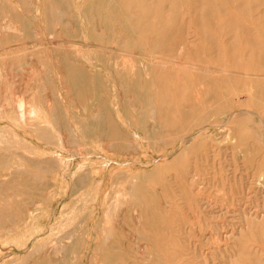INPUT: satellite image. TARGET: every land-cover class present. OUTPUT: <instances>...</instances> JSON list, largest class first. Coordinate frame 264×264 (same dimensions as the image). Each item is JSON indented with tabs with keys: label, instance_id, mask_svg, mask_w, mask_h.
<instances>
[{
	"label": "rangeland",
	"instance_id": "rangeland-1",
	"mask_svg": "<svg viewBox=\"0 0 264 264\" xmlns=\"http://www.w3.org/2000/svg\"><path fill=\"white\" fill-rule=\"evenodd\" d=\"M263 76L264 0H0V264H264Z\"/></svg>",
	"mask_w": 264,
	"mask_h": 264
},
{
	"label": "bare ground",
	"instance_id": "bare-ground-1",
	"mask_svg": "<svg viewBox=\"0 0 264 264\" xmlns=\"http://www.w3.org/2000/svg\"><path fill=\"white\" fill-rule=\"evenodd\" d=\"M206 1H207V0H206ZM209 2H210V0H209ZM83 3H84V2H83ZM118 3H119V1H118ZM207 3H208V2H207ZM230 5H231V4H230ZM231 7H232V5H231ZM81 8H82V6H81ZM81 8H80V10H81ZM232 8H233V7H232ZM75 9H76V8H75ZM193 10H194V9H193ZM77 13H78V12H77ZM186 13H187V12H186ZM59 14H60V13H59ZM79 14H80V13H79ZM83 15H84V14H83ZM209 15H211V13H210ZM60 19H61V18H60ZM79 20H81V19H79ZM7 24H8V23H7ZM7 24H6V25H7ZM195 28H196V27H195ZM232 28H233V27H232ZM197 29H198V27H197ZM195 30H196V29H195ZM76 31H77V30H76ZM197 31H198V30H197ZM198 33H199V32H198ZM138 34H139V33H138ZM219 36H220V35H219ZM91 39H92V38H91ZM164 43H165V42H164ZM212 43H213V42H212ZM89 44H90V43H89ZM94 44H98V43H95V42H94ZM100 44H101V43H100ZM98 46H100V45H98ZM104 46H105V45H104ZM154 46H155V45H154ZM234 46H235V45H234ZM75 47H76V46H75ZM89 47H90V46H89ZM96 47H97V46H96ZM100 47H101V46H100ZM90 48H91V47H90ZM98 48H99V47H98ZM158 48H160V47H158ZM187 48H188V47H187ZM87 49H88V47H87ZM148 49H149V48H148ZM185 49H186V48H185ZM213 49H214V48H213ZM74 50H75V49H74ZM83 50H84V49H83ZM90 50H91V49H90ZM94 50H95V49H94ZM180 50H181V49H180ZM75 51H76V50H75ZM88 51H89V50H88ZM118 51H119V50H118ZM90 52H91V51H89V54H91ZM178 52H179V51H178ZM77 53H78V54H77ZM77 53H76V54L80 56L79 51H77ZM80 53H81V51H80ZM83 53H84V51H83ZM214 53H215V52H214ZM84 54H85V53H84ZM147 54H148V53H147ZM241 54H242V53H241ZM81 55H82V57H81L82 59H83V58L85 59V58L87 57V55H85L86 57H84L83 54H81ZM132 55H133V54H132ZM142 56H143V55H142ZM204 56H205V55H204ZM88 57H89V56H88ZM151 58H152V57H151ZM154 58H155V57H154ZM205 58H207V57H205ZM147 59H148V58H147ZM85 60H87L86 62H88V58L85 59ZM89 60H90V58H89ZM206 60H207V59H206ZM150 61H151V60H150ZM207 61H208V60H207ZM207 61H206V62H207ZM206 62H205V63H206ZM235 62H236V61H235ZM210 64H211V63H210ZM88 65L90 66V64H88ZM95 65H97V64H95ZM122 65H123V64H122ZM230 65H231V64H230ZM91 66H92V65H91ZM206 67H207V66H206ZM93 68H94V67H93ZM198 68H199V67H198ZM208 68H210V67H208ZM94 69H95V68H94ZM212 69H213V68H212ZM215 70H216V69H215ZM97 71H98V70H97ZM99 71H100V70H99ZM205 71H206V70H205ZM205 71H204V72H205ZM218 71H219V70H218ZM221 71H223V70H221ZM104 72H105V71H104ZM198 72H200V71H198ZM212 72H213V71H212ZM260 72H261V71H260ZM228 73H229V72H228ZM228 73H227V74H228ZM232 73H233V72H232ZM236 73H237V72H236ZM214 74H215V73H214ZM214 74H213V75H214ZM217 74H218V73H217ZM225 74H226V72H225ZM105 75H106V74H105ZM210 75H211V74H210ZM228 75H229V74H228ZM240 75H241V74H240ZM242 75H243V74H242ZM223 76H224V75H223ZM225 76H226V75H225ZM243 76H244V75H243ZM249 76H250V75H249ZM252 76H253V75H252ZM240 77H241V76H240ZM246 77H247V76H246ZM259 77H260V76H259ZM263 77H264V76H263ZM240 79H241V78H240ZM263 79H264V78H263ZM206 80H207V79H206ZM234 80H235V79H234ZM255 80H256V79H255ZM197 81H198V80H197ZM213 81H214V80H213ZM209 83H210V82H209ZM209 83H208V85H209ZM211 83H212V82H211ZM246 83H247V81H246ZM248 83H249V82H248ZM248 83H247V84H248ZM257 83H258V82H257ZM228 84H229V83H228ZM157 85H158V83H156V86H157ZM208 85H207V87H208ZM225 85H226V84H225ZM261 85L263 86V84H261ZM261 85H260V86H261ZM211 86H212V85H211ZM211 86H210V90L213 88V87L211 88ZM218 87H219V86H218ZM258 88H259V87H258V85H257L256 92L258 91V90H257ZM261 88L264 89L263 87H261ZM223 89H225V88H223ZM262 89H261V90H262ZM215 90H216V89H215ZM245 91H246V90H245ZM115 92H116V91H115ZM222 92H223V91H222ZM243 92H244V91H243ZM248 92H249V91H248ZM248 92L246 91L244 94H243V93H242V94H239L241 98L238 99V100L236 101L237 104L239 105V107H241V109H242V106H243V108H244V107H248V108H250V107L253 105V104H251V100H250L248 97L252 96V95H253L254 93H256V92H254V93L252 92V93H253L252 95L248 94ZM259 92H260V89H259ZM263 92H264V91H263ZM225 93H227V91H226ZM218 94H220V93H218ZM224 95H225V94H224ZM224 95H223V96H224ZM249 95H250V96H249ZM112 96H113V95H112ZM214 96H215V95H214ZM216 96H217V94H216ZM228 96H230V95H228ZM231 96H232V94H231ZM234 96H236V94H235ZM224 97H225V96H224ZM226 97H227V96H226ZM236 97H237V96H236ZM112 98H113V97H112ZM191 98H192V97H191ZM220 98H222V97H220ZM231 98H232V97H231ZM252 98H253V97H252ZM258 98H259V97H258ZM261 98H262V97H261ZM17 99H18V98H17ZM173 99H174V98H173ZM211 99H212V98H211ZM215 99H217V98L215 97ZM225 99H227V98H225ZM234 99H235V98H234ZM234 99H233V101H234ZM236 99H237V98H236ZM236 99H235V100H236ZM263 99H264V98H263ZM19 100L21 101V104L18 105V107H17L18 109L20 108V106L22 107V105H23V104H22V101H23V100L19 98V99L17 100V102H18ZM113 100H114V99H113ZM115 100H116V99H115ZM167 100H168V99H167ZM219 100H220V99L218 98L217 101H219ZM258 100H259V99H258ZM135 101H136V100H135ZM172 101H173V100H172ZM177 101H178V100H177ZM222 101H223V99H222ZM224 101H225V100H224ZM227 101H228V99H227ZM227 101H226V102H227ZM259 101H261V100H259ZM23 102H24V101H23ZM114 102H115V101H114ZM162 102H163V101H162ZM167 102H168V101H167ZM173 102H174V101H173ZM202 102H203V101H202ZM215 102H216V101L214 100L213 103L215 104ZM219 102H220V101H219ZM229 102H230V101H228V103H229ZM234 102H235V101H234ZM252 102H253V101H252ZM256 102H257V101H256ZM115 103H116V102H115ZM163 103H164V102H163ZM163 103H162V104H163ZM205 103H207V102H205ZM211 103H212V101H211ZM223 103H224V102H223ZM259 103H260V102H259ZM162 104H161V105H162ZM173 104H174V103H173ZM203 104H204V103H203ZM214 104H213V106H214ZM219 104H220V103H219ZM226 104H227V103H226ZM232 104H233V103H232ZM261 104H264V101H263ZM261 104H260V106H256V107H255L256 109L254 108V109L256 110L255 112H254V111H248V113H244V114H240V115H238V116H241V117L244 116L246 119L250 117V121H249V123L246 122V123L248 124V125H246V126H250V125H251V126H253V128H255V130H254L252 133H250V132L247 131L248 134H247V132H246V135H248V137H247V139H245V138H244V139L246 140L245 142H246V144H247V146H248V147L246 146L247 149H249V150L251 151V153H254V152H255L256 154H261V153H262L261 151L264 150V109L261 107ZM24 105H25V104H24ZM152 105H153V104H152ZM186 105H187V104H186ZM208 105H209V104H208ZM223 105L225 106V104H223ZM227 105H229V104H227ZM230 105H231V104H230ZM235 105H236V104H235ZM182 106H183V105H182ZM210 106L212 107V104H211ZM217 106H218V105H217ZM27 107H29V106H27ZM30 107H31V106H30ZM183 107H184V106H183ZM208 107H209V106H208ZM211 107H210V109H213V107H212V108H211ZM219 107H220L219 109L222 110L223 107H221V105H219ZM263 107H264V105H263ZM31 108H32V107H31ZM31 108H30V109H31ZM159 108H160V110H161V106H160ZM190 108H191V106H190ZM252 108H253V106H252ZM32 109H33V108H32ZM197 109H198V111H200L199 108H197ZM204 109H205V105H204ZM217 109H218V108H217ZM229 109L232 110L231 108H229ZM20 110H21V109H20ZM184 110H185V108H184ZM205 110H206V109H205ZM205 110H204V111H205ZM214 110H215V109H214ZM226 110H228V109H226ZM238 110H239V109H238ZM179 111H180V110H179ZM187 111H188V109H187ZM222 111H223V110H222ZM239 111H240V110H239ZM241 111H242V110H241ZM152 112H155V111L152 110ZM152 112H151V113H152ZM161 112H163V111H161ZM161 112H159V113H161ZM167 112H168V110H167ZM183 112H184V111H183ZM196 112H197V111H196ZM234 112H235V111H234ZM234 112H228L227 114L222 115V118H226V119H228V121H229L230 123H231V122H236V121H237V122L240 123V124H242L243 122H244V124H245V121H242V120L237 116L238 113L235 114ZM246 112H247V111H246ZM22 113H23V112H22ZM169 113H170V111H169ZM205 113H206V112H205ZM207 113H208V109H207ZM211 113H212V111H210V114H211ZM215 113H216V111H215ZM217 113H218V111H217ZM217 113H216V114H217ZM242 113H243V112H242ZM161 114H162V113H161ZM189 114H190V113H189ZM189 114H188V115H189ZM193 114H194V113H193ZM203 114H204V113H203ZM19 115H21V114L19 113ZM23 115H24V114H23ZM23 115H21L22 117L20 116V117L22 118L21 121H24V119H25V118L23 117ZM26 115H27V113H26ZM150 115H151V114H150ZM165 115H166V114H165ZM186 115H187V113H186ZM191 115H192V114H191ZM204 115H206V114H204ZM27 116H28V115H27ZM106 116H107V115H106ZM120 116H121V115H120ZM159 116H160V114H159ZM169 116H170V115H169ZM182 116H183V115H182ZM215 116L217 117V115H215ZM99 117H100V116H99ZM107 117H108V116H107ZM152 117H153V116H152ZM161 117H162V116H161ZM206 117H208V116L206 115ZM206 117H205V118H206ZM244 117H243V118H244ZM23 118H24V119H23ZM158 118H159V117H158ZM164 118H165V117H164ZM182 118H183V117H182ZM193 118H194V117H193ZM197 118H198V117H197ZM211 118H212V117H211ZM211 118L209 117L208 120L211 119ZM245 118H244V119H245ZM26 119H27V117H26ZM108 119H110V118H108ZM116 119H117V118H116ZM118 119H119V117H118ZM118 119H117V120H118ZM120 119H121V118H120ZM152 119H153V118H152ZM152 119H151V120H152ZM195 119H196V118H195ZM202 119H203V118H202ZM239 119H240V120H239ZM93 120H94V119H93ZM122 120H123V119H122ZM161 120H162V119H161ZM168 120H170V119H168ZM189 120H190V118H189ZM123 121H124V120H123ZM164 121H165V119H164ZM175 121H176V120H175ZM183 121H186V120H183ZM202 121H203V120H202ZM120 122H121V121H120ZM199 122H200V120H199ZM204 122H205V120H204L203 122H200V124H201V123L203 124ZM23 123H24V122H23ZM58 123H59V121H58ZM109 123H110V122H109ZM111 123H112V121H111ZM163 123H165V122H163ZM192 123L194 124V122H192ZM227 123H228V122H227ZM120 124H121V123H120ZM171 124H172V123H171ZM174 124H175V122H173V125H174ZM186 124H187V123H186ZM193 124H192V125H193ZM202 124H201V125H202ZM225 124H226V122H225ZM228 124H229V123H228ZM231 124H233V123H231ZM236 124H237V123H236ZM109 125H112V124H109ZM122 125H123V124H122ZM165 125H166V123H165ZM192 125H191V126H192ZM226 125H227V124H226ZM166 126H167V125H166ZM170 126H171V125H170ZM183 126H184V125H183ZM186 126H187V125H186ZM197 126H199V125H197ZM239 126H240V125H239ZM187 127H188V126H187ZM234 127H235V126H234ZM166 128H167V127H166ZM166 128H164V129H166ZM177 128H178V127H177ZM188 128H189V127H188ZM209 128H217V131H218V128H222V129H221L220 131H218V132H219V133H223V134L225 133V134H226V137H224V139H225V140H228V141H231L232 138L230 137L229 129H227V127H226L224 124L221 125V124L219 123V121H212V120H211V121H208V122H207V126H206V127H203V125L200 126V128H198V130H197V133H198L197 136H198V137H199V136L202 137L203 134H206V132H208ZM246 128H250V127H246ZM246 128H245V129H246ZM0 129H1V128H0ZM112 129H114V128L112 127ZM161 129H162V128H161ZM174 129H176V127H175ZM174 129H173V130H174ZM193 129H194V128H193ZM239 129H240V128H239ZM2 130L4 131V128H3ZM2 130H1V131H2ZM39 130H40V129H39ZM71 130H72V129H71ZM130 130H131V129H130ZM173 130H172V131H173ZM188 130H189V129H188ZM242 130H244V129H242ZM33 131H34V130H33ZM53 131H54V130H53ZM113 131H114V130H113ZM179 131H180V130H179ZM238 131H239V130H238ZM250 131H252V130H250ZM4 132H5V131H4ZM41 132H42V131H41ZM72 132H73V130H72ZM116 132H117V131H115V133L113 132V134H114V135H113L114 138H115ZM165 132L168 133L169 130H168V131H165ZM170 132H171V131H170ZM241 132H242V131H241ZM241 132L238 133L237 130H236V133H235V134L240 135ZM29 133H30V132H29ZM31 133H32V132H31ZM33 133H34V132H33ZM44 133H45V132H44ZM67 133H68V132H67ZM131 133H132V132H131ZM133 133H134V132H133ZM172 133H173V132H172ZM219 133H218V134H219ZM244 133H245V132H244ZM10 134H11V133H10ZM10 134H9V135H10ZM13 134H14V136H15L16 133H13ZM13 134H12V139H13ZM17 134H19V132H18ZM52 134H53V133H52ZM54 134H56V132H54ZM73 134H76V133H73ZM161 134H162V133H161ZM168 134H169V133H168ZM178 134H179V133H178ZM242 134H243V133H242ZM32 135H33V134H32ZM57 135H58V134H57ZM57 135H56V136H57ZM69 135H70V133H69ZM132 135H134V134H132ZM163 135H164V134H163ZM171 135H172V134H171ZM189 135H190V134H189ZM246 135H245V137H246ZM249 135H250V136H249ZM17 136H18V135H17ZM52 136H53V135H52ZM54 136H55V135H54ZM154 136H155V135H154ZM177 136H178V135H177ZM192 136H193V135H192ZM197 136H196V137H197ZM214 136H217V135H214ZM223 136H224V135H223ZM243 136H244V134H243ZM1 137H2V136H1ZM1 137H0V138H1ZM46 137H47V136H46ZM48 137H49V136H48ZM132 137H133V136H132ZM137 137H138V136H137ZM156 137H157V136H156ZM158 137H159V136H158ZM186 137H187V136H185L184 138H186ZM209 137H210V135H208V138H209ZM2 138H3V137H2ZM164 138H165V137H164ZM188 138H189V136H188ZM208 138H207V140H209ZM233 138H234V137H233ZM238 138H239V136H238ZM241 138H242V137H241ZM49 139H51V138L49 137ZM55 139H56V137H55ZM68 139H69V138H68ZM139 139H140V138H139ZM182 139H183V138H181V141H183V140H184V141H187V138H186V140H185V139L182 140ZM218 139H219V138H218ZM239 139H240V138H239ZM40 140H41V139H40ZM52 140H54V139L52 138ZM178 140H179V139H178ZM178 140H177V141H178ZM16 141H18V140H16ZM140 141H141V140H140ZM184 141H183V142H184ZM217 141H219V140H217ZM235 141H237V139H236ZM0 142H1V139H0ZM18 142H19V141H18ZM18 142H17V143H18ZM20 142H21V141H20ZM44 142H45V141H44ZM52 142H54V141H52ZM55 142H56V140H55ZM58 142H59V141H58ZM60 142L62 143L61 140H60ZM76 142H77V141H76ZM116 142H117V141H116ZM126 142H127V141H126ZM128 142H129V141H128ZM134 142H135V141H134ZM137 142H138V141H136L135 143H137ZM158 142H159V141H158ZM168 142H169V141H168ZM183 142H181V143H183ZM200 142H201V141H200ZM202 142H203V141H202ZM215 142H216V141H215ZM14 143H15V142H14ZM39 143H42V142H39ZM45 143H46V142H45ZM56 143H57V142H56ZM56 143H54V145H55ZM61 143L59 144V147H60ZM113 143H115V142H113ZM165 143H166V142H165ZM181 143H180V145H181ZM184 143H185V142H184ZM193 143H194V142H193ZM224 143H226V142H224ZM229 143H230V142H229ZM236 143H237V142H236ZM254 143L257 144V149L254 147ZM124 144H126V143H124ZM127 144H128V143H127ZM168 144H169V143H168ZM170 144H171V143H170ZM176 144H179V143H176ZM222 144H223V143H222ZM241 144H243V143H241ZM241 144H240V145H241ZM10 145H11V144H10ZM10 145H9V146H10ZM14 145H15V144H14ZM47 145H48V144H47ZM74 145H76V143H75ZM77 145H78V143H77ZM108 145H109V144H108ZM128 145H129V144H128ZM180 145H179V146H180ZM240 145H238V147H239ZM42 146H44V145H42ZM49 146H50V145H49ZM51 146H52V145H51ZM62 146H63V145H61V147H62ZM119 146H120V145H119ZM140 146H141V144H140ZM147 146H148V145H146V147H147ZM167 146H168V145H167ZM177 146H178V145H177ZM6 147H7V146H6ZM10 147H11V146H10ZM27 147H28V146H27ZM34 147H35V145H34ZM45 147H46V146H45ZM57 147H58V146H57ZM57 147H56V148H57ZM59 147H58V148H59ZM61 147H60V148H61ZM81 147H82V146H81ZM81 147H79V148L81 149ZM142 147H143V146H142ZM174 147H176V146H174ZM186 147H188V146H186ZM186 147H185V148H186ZM197 147H198V146H197ZM201 147H202V146H201ZM12 148H13V147H12ZM14 148H15V146H14ZM29 148H30V147H29ZM37 148H38V147H37ZM77 148H78V147H77ZM107 148H108V147H107ZM110 148H111V146H110ZM138 148H139V146H138ZM167 148H168V147H167ZM172 148H173V147H172ZM189 148H190V147H189ZM189 148H188V149H189ZM199 148H200V147H199ZM199 148H198V149H199ZM0 149H1V148H0ZM18 149H19V148H18ZM20 149H21V148H20ZM27 149H28V148H27ZM42 149H43V148H42ZM62 149H63V147H62ZM132 149H133V148H132ZM183 149H184V148H183ZM243 149H244V148H243ZM243 149H242V150H243ZM247 149H246V150H247ZM33 150H34V149H33ZM60 150H61V149H60ZM63 150H64V149H63ZM77 150H79V149H77ZM82 150H84V148H82ZM92 150H93V149H92ZM199 150H200V149H199ZM255 150H256V151H255ZM3 151H4V150H3ZM8 151H9V150L4 151V152H8ZM13 151H14V150H13ZM43 151H44V150H43ZM67 151H68V150H67ZM142 151H143V150H142ZM181 151H182V150H181ZM244 151H245V150H244ZM33 152H35V151H33ZM41 152H42V150H41ZM48 152H49V151H48ZM145 152H146V151H145ZM174 152H175V151H174ZM0 153H1V152H0ZM27 153H28V152H27ZM39 153H40V152H39ZM43 153H45V152H43ZM50 153H51V152H50ZM50 153H49V154H50ZM74 153H75V150H74ZM161 153H162V152H160V154H161ZM168 153H169V152H168ZM175 153H176V152H175ZM186 153H187V152H186ZM186 153H185L184 155H186ZM193 153H194V152H193ZM37 154H38V153H37ZM45 154H46V153H45ZM52 154H55V153H52ZM52 154H51V156L53 157L54 155H52ZM118 154H120V153H118ZM134 154H135V153H134ZM176 154H177V153H176ZM176 154H175V155H176ZM262 154H263V153H262ZM57 155H58V154H56V156H57ZM76 155H77V154H76ZM110 155H111V153H110ZM146 155H147V153L144 154V156H146ZM162 155H163V154H162ZM175 155H173V156H175ZM237 155H238V154H237ZM58 156H59V155H58ZM118 156H119V155H118ZM131 156H132V155H131ZM163 156H164V155H163ZM163 156H162V157H163ZM232 156H233V155H232ZM119 157H120V156H119ZM142 157H143V155H142ZM166 157H167V156H166ZM171 157H172V156H171ZM247 157H249V156H247ZM85 158H86V157H85ZM85 158H84V159H85ZM128 158H129V157H128ZM131 158H132V157H131ZM131 158H130V159H131ZM159 158H160V157H159ZM185 158H186V156H185ZM207 158H208V157H207ZM236 158H237V157H236ZM52 159H53V158H52ZM55 159H56V158H55ZM55 159H53L54 162L57 160V159H56V160H55ZM82 159H83V158H82ZM120 159H121V158H120ZM120 159H119V160H120ZM124 159H126V158H124ZM164 159H165V158H164ZM237 159H238V158H237ZM134 160H135V159H134ZM134 160H133V161H134ZM148 160H149V158H148ZM162 160H163V159H162ZM62 161H63V160H62ZM137 161H138V159H137ZM153 161H154V160H153ZM153 161H152V162H153ZM165 161H166V160H165ZM31 162H32V161H31ZM57 162H58V160L56 161V163H57ZM112 162H113V161H111V163H112ZM124 162H125V160H124ZM258 162H259V161H258ZM60 163H61V162H60ZM165 163H166V162H165ZM165 163H164V164H165ZM72 164H73V163H72ZM121 164H122V163H121ZM121 164H120V166H121ZM127 164H128V163H127ZM129 164H130V163H129ZM133 164H134V162H133ZM135 164H136V163H135ZM141 164H142V163H141ZM147 164H148V163H147ZM147 164H146V165H147ZM164 164H163V165H164ZM166 164H167V163H166ZM168 164H169V163H168ZM56 165H57V164H56ZM69 165H70V164H69ZM111 165H112V164H111ZM116 165H117V164H116ZM216 165H217V164H216ZM14 166H16V165H14ZM74 166H75V165H74ZM125 166L127 167V165H125ZM130 166H131V165H130ZM130 166H128V167H130ZM147 166H148V165H147ZM159 166H160V165H159ZM67 167H68V166H67ZM80 167H81V165H80ZM80 167H79V168H80ZM111 167H112V166H111ZM123 167H124V165H123ZM126 167H125V168H126ZM161 167H164V166H161ZM73 168H74V167H73ZM132 168H133V166H132ZM159 168H160V167H159ZM239 168H240V167H239ZM77 169H78V168H77ZM77 169H76V170H77ZM113 169H114V168H113ZM130 169H131V168H130ZM186 169H187V168H186ZM36 170H37V169H36ZM39 170H40V169H39ZM111 170H112V169H111ZM111 170L109 169L108 171H111ZM114 170L116 171V169H114ZM176 170H177V169H176ZM18 171H19V170H18ZM22 171H24V169H23ZM51 171H52V170H51ZM79 171H80V170H79ZM134 171H135V169H134ZM134 171H133V172H134ZM28 172H30V170H29ZM31 172H32V171H31ZM31 172H30V173H31ZM35 172H36V171H35ZM67 172H68V171H67ZM70 172H71V171H70ZM82 172H83V171H82ZM82 172H81V173H82ZM131 172H132V171H131ZM221 172H222V171H221ZM25 173H26V172H25ZM44 173H45V172H44ZM77 173H78V172H77ZM107 173H109V172H107ZM113 173H114V171H113ZM125 173H126V171H125ZM127 173H129V172H127ZM134 173H135V172H134ZM141 173H142V172H141ZM192 173H193V170H192ZM36 174H37V172H36ZM36 174H34V175H36ZM66 174H68V173H66ZM114 174H115V173H114ZM129 174H130V173H129ZM179 174H180V173H179ZM250 174H251V173H250ZM45 175H46V174H45ZM73 175H74V174H73ZM146 175H147V174H146ZM248 175H249V174H248ZM36 176L38 177V175H36ZM67 176H68V175H67ZM76 176H77V175H76ZM106 176H107V175H106ZM131 176H132V175H130V177H131ZM179 176H181V175H179ZM191 176H192V174H191ZM72 177H73V176H72ZM72 177H70V179H71ZM133 177H134V176H133ZM181 177H182V176H181ZM193 177H195V176H193ZM235 177H236V176H235ZM40 178H42V177H40ZM40 178L38 177L39 180H40ZM86 178H87V177H86ZM131 178H132V177H131ZM183 178H184V177H183ZM38 179H37V180H38ZM43 179H44V178H43ZM43 179H42V181H43ZM195 179H196V178H195ZM35 180H36V178H35ZM37 180H36V181H37ZM45 180H46V178L44 179V181H45ZM72 180H73V179H72ZM131 180H132V179H131ZM184 180H185V179H184ZM218 180H219V179H218ZM44 181H43V182H44ZM70 181H71V180H70ZM102 181H103V180H102ZM110 181H111V180H110ZM126 181H127V179H126ZM248 181H249V180H248ZM37 182H38V181H37ZM108 182H109V181H108ZM133 182H134V181H133ZM182 182H183V181H182ZM64 183H65V182H64ZM185 183H186V182H185ZM185 183H184V184H185ZM127 184H128V183H127ZM254 184H255V185L257 184V186H258L259 188L263 189V191H264V174H258L257 177H256V179L254 180ZM10 185H11V184H10ZM40 185H41V183H40ZM81 185H83V184H81ZM98 185H99V183H98ZM119 185H120V184H119ZM119 185H117V186H119ZM123 185H124V184H123ZM174 185H175V184H174ZM113 186H115V185H113ZM183 186H184V185H183ZM185 186H186V185H185ZM185 186H184V187H185ZM197 187H198V186H197ZM111 188H112V190H113V187H112V186H111ZM122 188H123V187H122ZM122 188H121V189H122ZM132 188H133V186H132ZM179 188H180V186H179ZM116 189H117V188H116ZM175 189H176V188H175ZM196 189H197V188H196ZM117 190H118V189H117ZM123 190H124V188H123ZM144 190H145V189H144ZM198 190H199V189H198ZM198 190H197V191H198ZM130 191H131V190H130ZM133 191H134V189L132 190V192H133ZM175 191H176V190H175ZM199 191H200V190H199ZM118 192H119V191H118ZM120 192H121V191H120ZM186 192H187V191H186ZM121 193H123V192H121ZM130 193H131V192H130ZM130 193H129L128 196H130ZM163 193H164V192H163ZM180 193H181V192H180ZM188 193H189V191H188ZM198 193H199V192H198ZM108 194H109V193H107V195H108ZM119 194H120V193H119ZM177 194H179V192H178ZM216 194H217V193H216ZM131 195H132V194H131ZM193 195H194V194H193ZM218 195H219V194H218ZM126 196H127V195H126ZM132 196H133V195H132ZM132 196H131V197H132ZM105 197H106V196H105ZM108 197H109V196H108ZM121 197H123V196H121ZM165 197H166V196H165ZM170 197H171V196H170ZM24 198H25V197H24ZM133 198H135V197H133ZM167 198H168V196H167ZM116 199H118V198H116ZM119 199H120V197H119ZM121 199H122V198H121ZM121 199H120V200H121ZM176 199H177V198H176ZM70 200H71V199H70ZM128 200H129V199H128ZM132 200H133V199H132ZM136 200H137V199H136ZM102 201H103V200H102ZM104 201H106V200L104 199ZM116 201H117V200H116ZM125 201H126V199H125ZM125 201H124V202H125ZM178 201H179V200H178ZM180 201H181V200H180ZM233 201H234V200H233ZM69 202H70V201H69ZM174 203H175V202H174ZM123 204H125V203H123ZM162 204H163V203H162ZM117 206H118V204H117ZM103 207H104V206H103ZM113 207H114V206H113ZM121 207H122V206H121ZM61 208H63V207H61ZM241 209H242V208H241ZM61 210H62V209H61ZM61 210H60V211H61ZM107 210H108V206H107ZM112 210H113V209H112ZM63 211H64V210H63ZM105 211H106V210H105ZM113 211H114V210H113ZM113 211H111V212H113ZM115 211H116V210H115ZM106 213H107V212H106ZM26 214H27V213H26ZM109 214L111 215V213H109ZM113 214H114V213H113ZM241 214H243V213H241ZM260 214H263V213H260ZM52 216H54V211H53V215H52ZM63 216H64V215H63ZM74 216H75V215H74ZM251 216H252V215H251ZM251 216H250V217H251ZM49 217H50V216H49ZM64 217H67L66 214H65ZM96 217H97V216H96ZM111 217H112V216H111ZM258 217H259V216H258ZM47 218H48V217H47ZM113 218H114V217H113ZM134 218H135V217H134ZM137 218H138V217H137ZM260 218H261V217H260ZM61 219H62V218H61ZM63 219H64V218H63ZM75 219H76V218H75ZM103 219H104V218H103ZM111 219H112V218H111ZM111 219H110V220H111ZM138 219H139V218H138ZM263 219H264V218H263ZM48 221H49V219H48ZM106 221H107V220H106ZM113 221H114V220H113ZM69 222H70V221H69ZM37 223H38V222H37ZM58 223H59V222H58ZM63 223H64V222L62 221V225H63ZM70 224H71V222H70ZM113 224H114V223H113ZM58 225L60 226V224H58ZM102 225H103V224H102ZM47 226H48V224H47ZM64 226H65V223H64ZM64 226H63V227H64ZM57 227H58V226H57ZM65 227H67V226H65ZM11 228H12V227H11ZM60 228H61V227H60ZM8 229H10V228H8ZM8 229H7V230H8ZM68 229H69V227L67 228V231H68ZM73 229H74V228H73ZM196 229H197V228H196ZM45 230H46V228H45ZM56 230H57V228H56ZM56 230H55V231H56ZM62 230H63V228H62ZM92 230H93V229H92ZM135 230H136V229H135ZM10 231H11V230H10ZM55 231H54V232H55ZM57 231H59V229H58ZM107 231H108V230H107ZM109 231H110V230H109ZM111 231H112V230H111ZM147 231H148V230H147ZM60 232H62V231L60 230ZM63 232H64V231H63ZM63 232H62V233H63ZM115 232H116V231H115ZM56 233H57V232H56ZM56 233H53V234H56ZM58 233H59V232H58ZM58 233H57V234H58ZM62 233H61V234H62ZM50 234H51V233H50ZM59 234H60V233H59ZM59 234H58V235H59ZM61 234H60V235H61ZM66 234H67V233H66ZM87 234H88V233H87ZM58 235H57V238H58ZM51 236H52V235H51ZM55 236H56V235H55ZM89 236H90V235H89ZM68 237H69V236H68ZM100 237H102V236H100ZM105 237H106V235H105ZM173 237H174V236H173ZM64 238H67V237L64 236ZM69 238H71V236H70ZM60 239H61V238H60ZM88 239H89V238H88ZM88 239H87V240H88ZM122 239H123V238H122ZM61 240H62V239H61ZM69 240H70V239H69ZM104 240H105V239H104ZM106 240L108 241L109 239L107 238ZM47 241H49V239H48ZM47 241H46V242H47ZM67 241H68V240H67ZM67 241H66V242H67ZM107 241H106V242H107ZM58 242H59V241H58ZM58 242H55V243H57V244L59 245L60 242H59V243H58ZM69 242H70V241H69ZM170 242H171V241H170ZM41 243L44 244L45 242H44V243L41 242ZM41 243H40V244H41ZM47 243H48V242H47ZM7 245H9V244L7 243ZM52 245H53V243H52ZM52 245H51V247H52ZM42 246H44V245H42ZM49 246H50V245H49ZM54 246H55V244H54ZM54 246H53V247H54ZM51 247H50V248H51ZM55 247H56V246H55ZM63 247H64V246H63ZM150 247H151V246H150ZM48 250H49V249H48ZM62 250H64V249L62 248ZM60 251H61V250H60ZM56 252L58 253V251H56ZM62 252L64 253V251H62Z\"/></svg>",
	"mask_w": 264,
	"mask_h": 264
}]
</instances>
